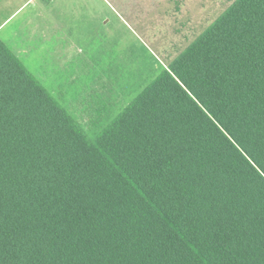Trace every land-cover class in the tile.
Returning <instances> with one entry per match:
<instances>
[{"label":"trees","instance_id":"obj_1","mask_svg":"<svg viewBox=\"0 0 264 264\" xmlns=\"http://www.w3.org/2000/svg\"><path fill=\"white\" fill-rule=\"evenodd\" d=\"M0 264H264V0L94 141L0 41Z\"/></svg>","mask_w":264,"mask_h":264},{"label":"rangeland","instance_id":"obj_2","mask_svg":"<svg viewBox=\"0 0 264 264\" xmlns=\"http://www.w3.org/2000/svg\"><path fill=\"white\" fill-rule=\"evenodd\" d=\"M235 1L0 0V33L8 34L11 40L4 45L42 79L84 137L94 141ZM62 43L73 64L53 76L32 53L43 46L47 57V48L57 53Z\"/></svg>","mask_w":264,"mask_h":264},{"label":"crops","instance_id":"obj_3","mask_svg":"<svg viewBox=\"0 0 264 264\" xmlns=\"http://www.w3.org/2000/svg\"><path fill=\"white\" fill-rule=\"evenodd\" d=\"M6 40H11L10 37L8 36V34L7 33H0V41L3 42V43H6ZM63 46H64V43H62L60 47H57V53L52 48H47V49H49L47 57L45 55H43V54H45L44 53L45 52V48L43 46L39 47V50H37V51H35V50L33 51L32 50L33 51V53H32L33 59L36 61V63L38 65L45 66L46 69H47V72L50 75L59 76L63 72H66L67 70H71V66L73 64V59H68V60H71V62H69V61L67 62V56H66L67 53H66V50L64 49ZM38 52H40L43 55V59H40V55H39ZM60 52H62L64 54V56H62V53L60 54ZM77 60H79V59H77ZM33 76L43 86L42 79L36 74H34ZM49 93L58 102V104L64 109V107L59 103L58 99L50 91H49ZM124 107H126V106H124ZM122 109H124V108H122ZM121 111H119L118 113H120Z\"/></svg>","mask_w":264,"mask_h":264}]
</instances>
